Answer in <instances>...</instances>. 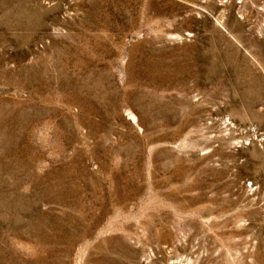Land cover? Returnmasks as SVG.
<instances>
[{
	"label": "rangeland",
	"instance_id": "obj_1",
	"mask_svg": "<svg viewBox=\"0 0 264 264\" xmlns=\"http://www.w3.org/2000/svg\"><path fill=\"white\" fill-rule=\"evenodd\" d=\"M0 264H264V0H0Z\"/></svg>",
	"mask_w": 264,
	"mask_h": 264
}]
</instances>
